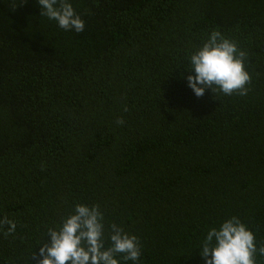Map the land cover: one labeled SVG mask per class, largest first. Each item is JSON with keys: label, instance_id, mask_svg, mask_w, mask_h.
Masks as SVG:
<instances>
[{"label": "trees", "instance_id": "obj_1", "mask_svg": "<svg viewBox=\"0 0 264 264\" xmlns=\"http://www.w3.org/2000/svg\"><path fill=\"white\" fill-rule=\"evenodd\" d=\"M72 3L80 33L0 0V264H38L77 203L134 234L139 264H203L229 216L264 245V0ZM212 30L246 53V95L182 77Z\"/></svg>", "mask_w": 264, "mask_h": 264}, {"label": "clouds", "instance_id": "obj_2", "mask_svg": "<svg viewBox=\"0 0 264 264\" xmlns=\"http://www.w3.org/2000/svg\"><path fill=\"white\" fill-rule=\"evenodd\" d=\"M39 15L54 21L65 31L80 33L85 21L72 0H36ZM246 53L237 43L218 30H212L203 43L187 58V86L196 97L206 89L224 95H246L250 74L245 66ZM123 123L122 120L117 121ZM7 232L16 230V222L0 218ZM49 239L39 244L38 264H139L141 245L134 234L112 223L106 230L105 218L98 205L77 203L56 227L47 230ZM203 264H257L256 255L264 256V245L257 247L255 233L237 216L210 227L199 247Z\"/></svg>", "mask_w": 264, "mask_h": 264}]
</instances>
